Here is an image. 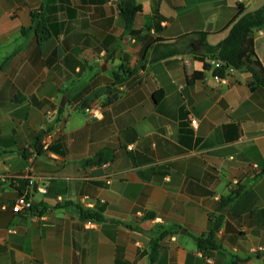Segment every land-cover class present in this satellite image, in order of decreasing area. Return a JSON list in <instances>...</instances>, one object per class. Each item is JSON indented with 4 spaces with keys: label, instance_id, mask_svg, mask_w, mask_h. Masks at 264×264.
I'll return each mask as SVG.
<instances>
[{
    "label": "crops",
    "instance_id": "0c3cea01",
    "mask_svg": "<svg viewBox=\"0 0 264 264\" xmlns=\"http://www.w3.org/2000/svg\"><path fill=\"white\" fill-rule=\"evenodd\" d=\"M137 2L127 32L120 0H0V264H264V86L217 77L199 35L217 45L264 0Z\"/></svg>",
    "mask_w": 264,
    "mask_h": 264
},
{
    "label": "trees",
    "instance_id": "16d2710c",
    "mask_svg": "<svg viewBox=\"0 0 264 264\" xmlns=\"http://www.w3.org/2000/svg\"><path fill=\"white\" fill-rule=\"evenodd\" d=\"M120 9L125 20L126 31L131 32L133 30L136 15L142 11V5L138 3L137 0H120ZM33 17L34 20L30 30L35 29L39 33L40 41H42L49 36V32L46 29V24H44L43 20H40L38 14H34ZM262 27H264V5L254 11H246L245 8L240 6L239 15L231 25L227 37L217 45H211L207 42L208 34L206 32H199L206 54L223 61L221 66L214 69V73L223 78L229 73L231 67L241 68L246 66L253 74L255 81L264 86V70L259 63L252 59V57L255 56L253 31ZM173 52L174 50H169L166 53L158 55L155 59L166 57ZM205 67L209 68L210 65L205 64ZM262 172H264V168ZM235 195L229 197L225 202L232 201ZM88 216L90 218L93 217L92 214ZM149 216H153V214ZM218 226L219 224H216L215 229L218 228ZM166 233H172V229L165 231L159 238L152 240V262L157 259L159 249L161 248L159 241ZM212 237L213 231L210 233L209 238ZM198 240L201 241V238H198Z\"/></svg>",
    "mask_w": 264,
    "mask_h": 264
},
{
    "label": "built area",
    "instance_id": "2783aa9c",
    "mask_svg": "<svg viewBox=\"0 0 264 264\" xmlns=\"http://www.w3.org/2000/svg\"><path fill=\"white\" fill-rule=\"evenodd\" d=\"M215 67H219L223 64V61L216 59L215 60ZM217 77L222 78L220 76L217 75ZM87 112L89 113V115L93 118H99L102 114L101 112V104L97 103V104H92L91 106L87 107ZM192 124H196L197 120H192L191 121ZM54 136V133H48L46 135V138H44L43 140V144H42V149L47 150L50 146V140H52ZM23 177H26L29 185L30 186H34L37 182V174L35 172V166H34V158L32 157L29 160V163L27 165L26 168V172L25 174L22 175ZM17 177H19V175H9V176H4L2 178V180L7 181L9 183H13ZM37 189L38 191L42 192V193H46L47 192V188L43 185H37ZM33 207V200L31 198H29L26 194H21L15 201L14 205H13V211L15 213H20L26 210H30ZM95 222V220L93 218H89L87 219V224L88 225H93ZM258 251L263 253V258H264V247H259Z\"/></svg>",
    "mask_w": 264,
    "mask_h": 264
}]
</instances>
